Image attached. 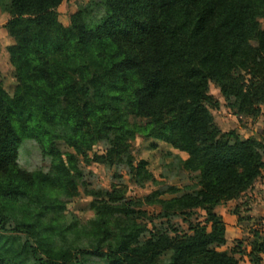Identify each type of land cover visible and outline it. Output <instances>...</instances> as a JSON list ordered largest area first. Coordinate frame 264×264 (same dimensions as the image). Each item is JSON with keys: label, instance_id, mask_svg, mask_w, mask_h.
<instances>
[{"label": "trees", "instance_id": "1", "mask_svg": "<svg viewBox=\"0 0 264 264\" xmlns=\"http://www.w3.org/2000/svg\"><path fill=\"white\" fill-rule=\"evenodd\" d=\"M62 2L0 0L16 78L12 94L0 85V264H84L87 256L105 264H239L234 250L220 249L225 223L214 208L262 176L264 143L219 127L210 85L236 113L264 115V0L91 1L69 26L57 18ZM137 137L186 153L199 189L145 196L161 206L158 225L116 184L85 188L92 217L70 211L80 195L79 156L109 165L126 159L134 184L153 179L148 160L131 154ZM29 139L51 159L48 170L20 165ZM99 142L106 151L90 157ZM197 208L206 218L188 232L171 224L190 221ZM251 252L264 253V238Z\"/></svg>", "mask_w": 264, "mask_h": 264}, {"label": "rangeland", "instance_id": "2", "mask_svg": "<svg viewBox=\"0 0 264 264\" xmlns=\"http://www.w3.org/2000/svg\"><path fill=\"white\" fill-rule=\"evenodd\" d=\"M91 1L100 0H63L56 10L58 20L64 26H69L72 14ZM9 18V14L4 11V7L0 3V85L12 94L16 78L7 50L8 46L14 42L6 28ZM261 23L264 27V18L261 19ZM210 93L220 100V106L211 111L223 131L236 130L244 138L255 136L264 143V115L262 112L255 118L236 113L227 105L220 88L215 83L210 85ZM261 107L264 108V104ZM58 145L62 152L74 153V150L68 148L63 142H58ZM107 146V142L97 143L89 156L92 157L93 152L103 154ZM131 154L136 161L148 160V168L153 174L152 180L146 181L143 186L134 184L131 181L126 159L109 165L97 161L87 163L79 156L78 167L82 172L80 195L68 203V209L81 217L82 220L92 217L93 211L89 208L91 198L87 196L85 188L110 190L116 184L124 186L128 198L139 203L134 207L146 210L158 225L160 220L155 215L160 212L161 206L147 204L144 201L145 196L158 191L160 198L168 199L184 193H193L199 189L198 173L184 167L183 161L187 158V154L172 148L167 143L137 137L132 141ZM19 163L28 171L48 170L51 166V159L42 153L37 141L29 139L19 148ZM214 211L223 218L225 223L226 242L220 249L232 253L235 251L233 254L238 258L239 264H264V253L253 254L251 252L255 242L264 238V170L262 176L255 181L252 187L238 198L217 205ZM205 218V210L197 208L191 212L190 221L183 220V216H177L172 219L171 224L188 232L190 222L195 223ZM144 222L148 221L144 220ZM148 224L151 228V222ZM84 264L105 263L98 257L87 256Z\"/></svg>", "mask_w": 264, "mask_h": 264}]
</instances>
